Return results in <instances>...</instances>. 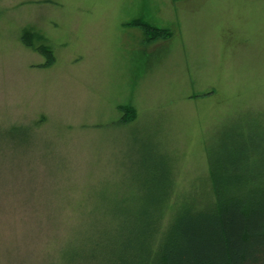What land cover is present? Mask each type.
<instances>
[{"label":"rangeland","instance_id":"374dc122","mask_svg":"<svg viewBox=\"0 0 264 264\" xmlns=\"http://www.w3.org/2000/svg\"><path fill=\"white\" fill-rule=\"evenodd\" d=\"M12 125L25 136L0 138L1 170L31 179L37 207L78 203L84 219L167 184L164 165L169 202L202 204L212 151L264 157V0H0V131ZM23 191L0 199L2 261L42 229Z\"/></svg>","mask_w":264,"mask_h":264},{"label":"trees","instance_id":"16d2710c","mask_svg":"<svg viewBox=\"0 0 264 264\" xmlns=\"http://www.w3.org/2000/svg\"><path fill=\"white\" fill-rule=\"evenodd\" d=\"M134 118L132 111L127 121ZM23 131L12 125L0 131V138L18 141ZM239 145L211 152V188L202 204L193 195L169 202L174 188L164 165L167 184L149 188L139 200L131 194L114 195L88 207L84 219L79 209L85 207L78 203L44 195L39 207L28 203L35 190L22 185L31 179L16 167L5 174L0 162V199L24 190L21 204L38 209L42 218V229L32 235L27 250L7 253L0 264H264V157L251 161L248 147ZM64 204L76 220L61 232ZM6 209L0 202V213Z\"/></svg>","mask_w":264,"mask_h":264}]
</instances>
